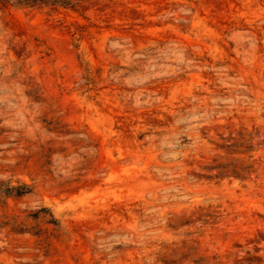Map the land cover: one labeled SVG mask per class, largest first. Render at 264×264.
<instances>
[{
	"label": "rangeland",
	"instance_id": "obj_1",
	"mask_svg": "<svg viewBox=\"0 0 264 264\" xmlns=\"http://www.w3.org/2000/svg\"><path fill=\"white\" fill-rule=\"evenodd\" d=\"M76 1L0 6V264H264V0Z\"/></svg>",
	"mask_w": 264,
	"mask_h": 264
},
{
	"label": "trees",
	"instance_id": "obj_2",
	"mask_svg": "<svg viewBox=\"0 0 264 264\" xmlns=\"http://www.w3.org/2000/svg\"><path fill=\"white\" fill-rule=\"evenodd\" d=\"M12 4L15 6H24V7H33V6H40V5H49L52 8L56 6L62 7H75L79 4L76 0H0V6L4 4ZM11 191L15 192V195H22L30 191L29 187L25 184L11 187Z\"/></svg>",
	"mask_w": 264,
	"mask_h": 264
}]
</instances>
